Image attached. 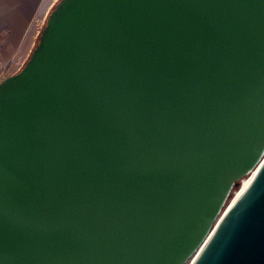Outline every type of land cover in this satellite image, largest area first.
I'll list each match as a JSON object with an SVG mask.
<instances>
[{
    "label": "water",
    "instance_id": "1",
    "mask_svg": "<svg viewBox=\"0 0 264 264\" xmlns=\"http://www.w3.org/2000/svg\"><path fill=\"white\" fill-rule=\"evenodd\" d=\"M30 53L0 264H264V0H58Z\"/></svg>",
    "mask_w": 264,
    "mask_h": 264
},
{
    "label": "crops",
    "instance_id": "2",
    "mask_svg": "<svg viewBox=\"0 0 264 264\" xmlns=\"http://www.w3.org/2000/svg\"><path fill=\"white\" fill-rule=\"evenodd\" d=\"M57 1L0 0V60L6 70L16 67L12 74L19 71L21 62L33 50L42 25Z\"/></svg>",
    "mask_w": 264,
    "mask_h": 264
},
{
    "label": "rangeland",
    "instance_id": "3",
    "mask_svg": "<svg viewBox=\"0 0 264 264\" xmlns=\"http://www.w3.org/2000/svg\"><path fill=\"white\" fill-rule=\"evenodd\" d=\"M43 25H44V24H43ZM43 25H42V28H43ZM37 41H38V40H37ZM37 41H36L34 47L36 46ZM30 54H31V53H30ZM29 56H30V55H28V57H26L25 59H23V61L21 62V66H19V69H18V70H20V69L23 67V65H24V64L26 63V61L28 60ZM15 70H16V67H15V68L12 67V68H10L9 70L7 69V70L5 71V73L2 75L1 80H3L5 76H7V77L10 76V75L12 74V72H14ZM239 187H240V184H239ZM239 187L233 189L232 193H231L230 196H229V199L227 200V202H226V204H225L226 206H227V205L229 204V202L232 200V198L234 197V193H235V191H237V190L239 189Z\"/></svg>",
    "mask_w": 264,
    "mask_h": 264
},
{
    "label": "bare ground",
    "instance_id": "4",
    "mask_svg": "<svg viewBox=\"0 0 264 264\" xmlns=\"http://www.w3.org/2000/svg\"><path fill=\"white\" fill-rule=\"evenodd\" d=\"M248 180H249L248 176H246L243 179H241L239 189L237 191H235L234 197L229 202V204L227 206L225 205V207H224V209H223V211H222V213H221V215L219 217V221L222 219L221 217H223L226 214V212L228 211V209L230 208V206L232 205L234 200L237 198V196L241 193L242 189L245 187V185L247 184Z\"/></svg>",
    "mask_w": 264,
    "mask_h": 264
},
{
    "label": "built area",
    "instance_id": "5",
    "mask_svg": "<svg viewBox=\"0 0 264 264\" xmlns=\"http://www.w3.org/2000/svg\"><path fill=\"white\" fill-rule=\"evenodd\" d=\"M5 71H6V67L2 64V62L0 60V81H2L1 77L5 73Z\"/></svg>",
    "mask_w": 264,
    "mask_h": 264
}]
</instances>
